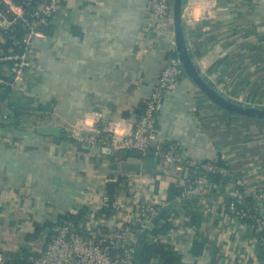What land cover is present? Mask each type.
Instances as JSON below:
<instances>
[{"label":"crops","instance_id":"0c3cea01","mask_svg":"<svg viewBox=\"0 0 264 264\" xmlns=\"http://www.w3.org/2000/svg\"><path fill=\"white\" fill-rule=\"evenodd\" d=\"M200 3L207 6L202 18ZM147 4L64 0L46 36L34 40L38 70L14 88L0 86V127L6 129L0 134V254L15 264H30L28 257L43 249L63 217L84 231L128 221L132 191L142 201L164 204L174 226L145 239L167 243L178 264H264L258 233L264 227V119L223 110L181 77L157 113V139L181 142L184 155L198 161L222 158L231 174L223 184L209 179L200 194L172 200L168 185H189L192 169L157 159L151 173H114L111 164L120 156L66 134L85 118L123 128L137 119L138 105L174 49L173 19L167 31L149 25ZM185 4L195 13L184 24L188 49L206 80L243 104L264 105V0ZM10 108L25 112L14 128L3 116ZM43 125L61 127L59 138L35 130ZM120 176L117 195L102 201L107 181ZM226 200L258 210L262 227L226 212ZM143 264L164 262L152 257Z\"/></svg>","mask_w":264,"mask_h":264},{"label":"built area","instance_id":"2783aa9c","mask_svg":"<svg viewBox=\"0 0 264 264\" xmlns=\"http://www.w3.org/2000/svg\"><path fill=\"white\" fill-rule=\"evenodd\" d=\"M63 1L0 0L1 87L14 88L16 84L25 81L31 72L38 70L34 40L46 36L44 30L54 21ZM206 8L205 3H200L198 17L205 16ZM182 17L184 24L195 18L190 5L183 6ZM170 19L171 0H148L149 25L163 24L167 31ZM182 74L178 59L168 57L137 119L129 126L123 128L115 121L100 125L85 118L68 127L67 136L89 146L111 150L132 149L140 152L143 157L153 156L156 159L170 160L176 169L190 168L194 175L187 180L190 184L182 187L180 197L200 194L204 188L211 185L208 180L209 173L230 175L231 171L218 165L217 160L198 161L186 157L179 141L163 142L157 139V113L163 98L179 84ZM130 195L129 203L133 204V214L128 221L116 224L110 229L97 227L93 231H84L72 220L60 219L54 225V235L43 249L28 257L30 264H134L138 239L151 235L152 219L164 204L142 201V196L137 191H132ZM109 199L106 191L102 201ZM223 209L239 218L246 215L233 200H226ZM251 209L255 208L250 207ZM256 222L262 227V218H256ZM12 261V256L0 254V264Z\"/></svg>","mask_w":264,"mask_h":264},{"label":"water","instance_id":"95a60500","mask_svg":"<svg viewBox=\"0 0 264 264\" xmlns=\"http://www.w3.org/2000/svg\"><path fill=\"white\" fill-rule=\"evenodd\" d=\"M185 0H171L172 3V19H173V44L176 58L178 59L185 76L196 85L200 91L216 106L233 114L246 117L264 119V105H248L243 104L239 100H235L225 92L214 88L202 74L201 68L194 62L188 49L185 25L183 22L182 11ZM145 102H141L136 110L139 115L141 108ZM43 135H54L59 138L61 127L52 125L38 126L35 129ZM6 129L0 127V134L4 135ZM58 140V139H56ZM106 154H114L122 159L114 161L111 164L114 173L136 174L142 172H153L155 170L157 159L153 156L143 157L136 150H111L103 149ZM161 209L152 219V223L156 222L163 214Z\"/></svg>","mask_w":264,"mask_h":264},{"label":"trees","instance_id":"16d2710c","mask_svg":"<svg viewBox=\"0 0 264 264\" xmlns=\"http://www.w3.org/2000/svg\"><path fill=\"white\" fill-rule=\"evenodd\" d=\"M47 30L48 29L45 28V30H44L45 33L47 32ZM168 57H176L174 49L172 51H170V53L168 54ZM184 76H185V74L183 73L181 77H184ZM3 96H4V94H1V91H0V98ZM1 111H2V106L0 104V114H2ZM24 114H25V112L22 110H19L17 108H10V112L8 114H3V116L5 118L9 119V121H10L9 126L14 128L21 122V120H22L21 118ZM217 164L225 166L230 170V167L222 158L217 159ZM229 176L230 175H222L219 173H209L208 174V180L210 179L211 181H213L217 184H223L224 181ZM122 178L123 177L120 176V177H118V179L116 181H112V182L107 183L106 191H107V194L111 200L115 197V195H117V193L120 189L119 183L122 181ZM181 192H182V187H178V186L174 185L173 183H170L168 185V189H167V200H172L176 197H179L181 195ZM238 207L243 209L246 212V215L241 218L242 221L249 222V223L256 225L257 224L256 218L261 219V215L258 212V210L257 211L255 209L254 210H247L246 208L242 207L241 205L240 206L238 205ZM64 218L71 220L70 217H63L62 219H64ZM190 221H191V223L192 222L197 223V219H195V216H193ZM173 226L174 225L170 219V215L166 211H164L162 216L152 226L151 234H153V235L160 234V235L165 236L166 233ZM258 233H259L260 237L264 238V227ZM152 257H158V258L163 259L164 264H178V262H179L177 257L174 256L170 251L167 250V243L160 241V240L149 242L145 239V237L139 238L138 242L136 244V247H135V254H134V258H133V263L134 264H143L145 262H148ZM22 262H24V260ZM12 263L15 264V259L8 264H12Z\"/></svg>","mask_w":264,"mask_h":264}]
</instances>
